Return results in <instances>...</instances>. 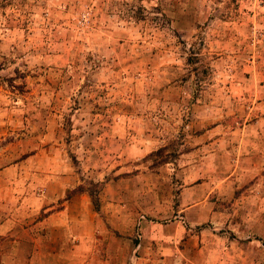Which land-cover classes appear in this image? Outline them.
Instances as JSON below:
<instances>
[{
    "label": "rangeland",
    "instance_id": "obj_1",
    "mask_svg": "<svg viewBox=\"0 0 264 264\" xmlns=\"http://www.w3.org/2000/svg\"><path fill=\"white\" fill-rule=\"evenodd\" d=\"M262 140L264 0H0V214L80 236L10 264L157 256L193 200L221 264H264Z\"/></svg>",
    "mask_w": 264,
    "mask_h": 264
},
{
    "label": "crops",
    "instance_id": "obj_2",
    "mask_svg": "<svg viewBox=\"0 0 264 264\" xmlns=\"http://www.w3.org/2000/svg\"><path fill=\"white\" fill-rule=\"evenodd\" d=\"M184 192L190 195L193 194L189 187H186ZM78 197V195L73 196L70 200L73 202ZM190 198L192 197L190 196ZM53 201V197H51L50 199L42 200V203L48 206L49 204L52 205ZM208 204L202 200H193L187 205L180 203L178 211L183 220L186 221V224L184 226L177 224L175 234L167 236L168 238L160 242L159 246L145 247L146 252L152 253L153 251L157 253V256L151 257L147 255L146 257H139L133 264H153V262L155 264H221L219 256L215 255L216 250L213 251V246L207 244L210 241L205 240L207 239L206 231L196 232V230L192 229L197 223L213 217L212 213L208 211ZM5 205L10 206V165L4 167L0 165V206ZM0 208L3 209V207ZM46 209L48 208H44V211ZM63 211L60 209L55 213H49L34 223L41 225V232L38 235H31L25 231L22 235H16L14 233L16 227H13L15 224L10 221V212L0 214V264H10V260H14L19 252L27 254L49 252L51 251L49 247L52 243H55L52 250L58 253L67 251L70 253L79 252L80 236L77 230H65L64 235H60V240L56 242L55 238L52 237L54 230L61 232L64 229V220L58 219L60 216L62 217ZM75 221H78V219ZM176 239L177 243L174 242ZM206 245L211 247L209 248ZM218 254H221V251ZM108 260H105V264H115L110 262V259Z\"/></svg>",
    "mask_w": 264,
    "mask_h": 264
}]
</instances>
